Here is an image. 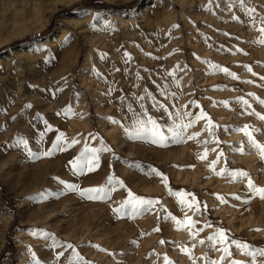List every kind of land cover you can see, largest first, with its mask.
I'll return each mask as SVG.
<instances>
[{
  "label": "rangeland",
  "instance_id": "1",
  "mask_svg": "<svg viewBox=\"0 0 264 264\" xmlns=\"http://www.w3.org/2000/svg\"><path fill=\"white\" fill-rule=\"evenodd\" d=\"M14 2L18 18H0V264H264V199L248 187L264 188V159L238 131L264 144V0ZM149 116L191 126L163 145L128 134ZM129 192L153 204L134 214ZM220 230L225 244L208 239Z\"/></svg>",
  "mask_w": 264,
  "mask_h": 264
},
{
  "label": "snow or ice",
  "instance_id": "2",
  "mask_svg": "<svg viewBox=\"0 0 264 264\" xmlns=\"http://www.w3.org/2000/svg\"><path fill=\"white\" fill-rule=\"evenodd\" d=\"M244 0H241V3H243ZM250 11H254L250 10ZM260 31L262 33H264V27H262L260 29ZM261 44H264V39H261L259 41ZM223 71L227 72V69H222ZM249 71H251V68L248 69ZM230 75H233L235 77V74L229 73ZM264 79V78H262ZM244 104H247L248 102L246 100L242 101ZM261 104H264V101H260ZM160 107H163V105H161ZM187 115V114H186ZM202 118V117H201ZM260 119H264V116L259 117ZM199 119V118H198ZM115 123V121H113ZM137 123L139 124V128L135 131V132H129V135H135L138 137H150L153 142L155 143H159L161 145H163L166 141H168V139L171 137L173 139H183V130L190 127L191 124H186V125H177L175 123H173L171 126H166V125H161L159 124L155 119H153L152 117H148L147 120H138ZM167 127V132L169 133V135H165L164 132V128ZM238 131H243L245 133V135L248 138V143L252 148H255L257 150L260 151L261 153V158L264 159V144H260L253 136V131H260L259 129H255L250 131L249 130V126H245L243 129H238ZM126 132H128V130L126 129ZM191 138V137H189ZM22 143H24L25 145L27 144V141H21ZM75 142V141H74ZM240 151H243V149H239ZM91 151L93 153H95V149H86V152ZM51 153H45V155H50ZM222 155V154H221ZM202 159H206V153L204 156L201 157ZM215 163V162H214ZM91 161L89 160L87 155L82 154V158L81 160L77 161V167L81 168V170L84 167H88V170L91 171L92 168L90 166ZM158 175H162L159 174ZM231 175L233 176V178L240 176V177H247L248 173L243 172V171H239V172H233L231 173ZM166 180V177L164 178ZM121 186H123L121 184ZM248 187L250 190L256 192L262 199H264V188H259L257 186L254 185V183L252 182V180L249 178L248 180ZM86 192H94V193H101L104 191V189L102 188H94V189H88L85 190ZM84 194V193H82ZM178 196H182V195H186L183 193H179L177 194ZM129 196L131 197V199L126 201V205H131L133 208V212L134 214H138L139 210L142 209L145 205H152L153 201L152 200H145L144 198H139V197H135L131 192H129ZM238 198V197H237ZM182 204H187V201L185 200H181L180 201ZM190 206V205H188ZM125 207V205H121V208ZM121 209H115V211H120ZM188 222L191 223L192 225L195 224V221H191L190 218H188ZM182 222L177 221V224H181ZM159 230V229H157ZM210 241H215V240H219V242L221 244H225V242L227 241V237L225 235V232L223 230H220L216 236H211L208 238ZM203 241H201L202 243ZM161 243H163V241H161ZM233 243H235L237 245V247H240L241 245L238 242L233 241ZM70 247V246H69ZM243 247H245L246 249L249 247L247 245H244ZM223 251L225 253H229V249L227 246H225L223 248ZM249 255H251L252 257H255L257 255L256 252H249ZM259 255L264 256V249L259 250ZM166 260V264H171L170 261H167V257H165ZM237 264H239V262H237Z\"/></svg>",
  "mask_w": 264,
  "mask_h": 264
},
{
  "label": "bare ground",
  "instance_id": "3",
  "mask_svg": "<svg viewBox=\"0 0 264 264\" xmlns=\"http://www.w3.org/2000/svg\"><path fill=\"white\" fill-rule=\"evenodd\" d=\"M15 2L14 0H0V18L8 19V17L12 19L18 18L17 11L14 9ZM9 18V19H10Z\"/></svg>",
  "mask_w": 264,
  "mask_h": 264
},
{
  "label": "trees",
  "instance_id": "4",
  "mask_svg": "<svg viewBox=\"0 0 264 264\" xmlns=\"http://www.w3.org/2000/svg\"><path fill=\"white\" fill-rule=\"evenodd\" d=\"M98 7H99V9H111V10L119 8V7H116V6H107V5L98 6Z\"/></svg>",
  "mask_w": 264,
  "mask_h": 264
}]
</instances>
